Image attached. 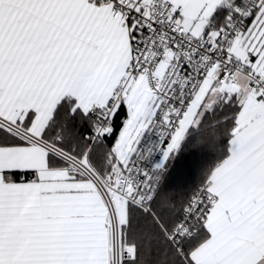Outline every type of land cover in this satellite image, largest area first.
<instances>
[{"label": "snow or ice", "instance_id": "obj_1", "mask_svg": "<svg viewBox=\"0 0 264 264\" xmlns=\"http://www.w3.org/2000/svg\"><path fill=\"white\" fill-rule=\"evenodd\" d=\"M0 264H264V0H0Z\"/></svg>", "mask_w": 264, "mask_h": 264}, {"label": "trees", "instance_id": "obj_2", "mask_svg": "<svg viewBox=\"0 0 264 264\" xmlns=\"http://www.w3.org/2000/svg\"><path fill=\"white\" fill-rule=\"evenodd\" d=\"M220 146L219 135L204 133L168 162L167 183L177 200L191 195L196 189L208 163L216 158Z\"/></svg>", "mask_w": 264, "mask_h": 264}]
</instances>
